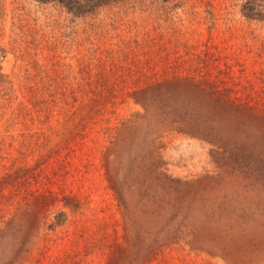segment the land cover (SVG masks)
<instances>
[{
    "label": "rangeland",
    "instance_id": "obj_1",
    "mask_svg": "<svg viewBox=\"0 0 264 264\" xmlns=\"http://www.w3.org/2000/svg\"><path fill=\"white\" fill-rule=\"evenodd\" d=\"M243 2L0 0V264H264V121L186 118L264 110Z\"/></svg>",
    "mask_w": 264,
    "mask_h": 264
},
{
    "label": "trees",
    "instance_id": "obj_2",
    "mask_svg": "<svg viewBox=\"0 0 264 264\" xmlns=\"http://www.w3.org/2000/svg\"><path fill=\"white\" fill-rule=\"evenodd\" d=\"M38 2H54L64 8L66 12L71 13L76 16H82L93 13V11L99 7H103L106 5H110L111 3H117L124 0H36ZM242 13L247 18H253L264 21V0H244L243 4L241 5ZM154 97V96H153ZM155 98V97H154ZM157 103L163 101V99L156 98ZM143 105H148V98L144 96L142 98ZM158 108H160L158 106ZM232 120L234 123H227L225 124L220 120L219 115L213 109L208 111L207 113H201L198 110H194L193 113H187L189 115L186 117L189 121L194 122L195 125L200 126L203 124L204 127L208 128L212 131L213 127L210 126L211 122H217L222 124L225 127L232 126L238 123L243 124L245 118L242 122H236L237 114L242 113L243 115L247 113L246 117L250 118H257L261 121H264V110H255L253 108H246V107H239L233 106L232 107ZM161 114H163V119L167 118L166 114H164L163 109L161 110ZM220 125L217 124L216 131H220ZM208 130V132H210ZM214 139L213 141L209 142H218L220 147L224 150L229 152V159L234 158L237 151L243 150V145L239 144L237 139L234 135L226 134V135H219L218 133L213 134Z\"/></svg>",
    "mask_w": 264,
    "mask_h": 264
}]
</instances>
